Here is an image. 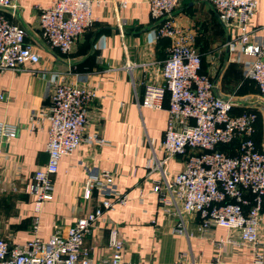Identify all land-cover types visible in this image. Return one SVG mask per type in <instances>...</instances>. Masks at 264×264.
I'll use <instances>...</instances> for the list:
<instances>
[{"label": "crops", "instance_id": "crops-1", "mask_svg": "<svg viewBox=\"0 0 264 264\" xmlns=\"http://www.w3.org/2000/svg\"><path fill=\"white\" fill-rule=\"evenodd\" d=\"M53 1L16 0L15 16L5 12L10 22L23 28L41 61L0 76L4 96L0 123L16 128L15 138L0 143L2 237L12 245L33 237L34 201L28 190L35 170L47 161L44 114L53 84L66 81L92 88L96 98L89 106L82 143L71 156L60 159L52 177V199L44 203L39 215L37 236L41 240L46 241L55 226H71L100 201L126 197L124 205L106 211L85 237L82 247L94 261L109 259V230L115 227L124 243L126 264H214L216 258L222 264H250L251 250L241 244L238 230L215 225L203 229L199 217L187 215L183 217L186 235H175L178 215L175 210L165 214L154 192L152 182L162 175L150 171L147 163L163 159L161 143L169 102L165 99L156 111L140 105L144 86L161 83L160 67L168 56L170 40L156 37L158 23L149 15L148 0H93L94 24L69 55L50 49L40 38L37 16ZM172 17L177 27L194 34L201 57L199 72L213 81V94L234 101L233 115H256L253 141L263 153L259 136L264 112L255 83L246 77L254 58L243 55L238 44L229 47L236 32L223 27L210 5L180 0ZM250 33L251 41L264 47V0L256 4ZM93 135L102 138L104 145L87 143L86 138ZM182 166L181 158L169 160L167 177ZM103 173L113 176V184L96 185L90 199H84L86 180H100ZM245 197L250 199L248 194ZM218 241L224 242L221 252L216 248Z\"/></svg>", "mask_w": 264, "mask_h": 264}, {"label": "built area", "instance_id": "built-area-1", "mask_svg": "<svg viewBox=\"0 0 264 264\" xmlns=\"http://www.w3.org/2000/svg\"><path fill=\"white\" fill-rule=\"evenodd\" d=\"M198 1L210 5L223 27L236 32L229 47L238 44L243 55L254 58L246 77L255 83L264 111V47L253 43L250 33L258 0ZM92 3L93 0H55L40 9L37 16L40 38L50 49L69 55L78 39L94 24ZM179 3L180 0H148L149 15L158 23L156 37L170 40L168 56L160 67L161 83L144 86L140 105L156 111L162 108L165 99L169 102L161 143L163 159L147 163L150 171L162 175L152 182L154 192L165 214L175 210L178 215L175 235H186L183 217L196 215L203 229L215 225L238 230L241 244L251 250L250 264H264L261 233L264 152H259L253 141L256 115H233L234 101L213 94V81L199 72L201 57L194 34L174 23L172 15ZM17 9L16 0H0V76L41 61L40 53L26 41L23 28L5 16L9 11L14 17ZM127 69L130 71L132 67L127 65ZM95 98L96 92L90 87L66 81L53 84L44 114L47 161L35 170L28 190L34 201L33 237L23 244L12 245L0 232V264H126L124 243L115 227L109 230V259L94 261L82 247L103 214L115 205H124L126 197L100 201L71 226H55L46 241L37 236L42 206L52 199V177L58 171L60 159L71 156L82 143L89 106ZM2 100L4 96L0 94ZM15 137L14 126L0 123V143ZM235 140L238 141L236 155L228 156L218 150L219 145H229ZM86 142L98 147L105 143L96 135L87 137ZM174 158H181L183 166L169 178L165 170ZM113 182L109 173H103L100 180H86L84 199H90L96 185L110 186ZM223 244V241L216 243L219 252ZM214 264L222 263L216 258Z\"/></svg>", "mask_w": 264, "mask_h": 264}, {"label": "trees", "instance_id": "trees-1", "mask_svg": "<svg viewBox=\"0 0 264 264\" xmlns=\"http://www.w3.org/2000/svg\"><path fill=\"white\" fill-rule=\"evenodd\" d=\"M217 148L219 151H223L228 155L235 154V152L237 154V152H238V141L235 140L229 145H219Z\"/></svg>", "mask_w": 264, "mask_h": 264}, {"label": "rangeland", "instance_id": "rangeland-1", "mask_svg": "<svg viewBox=\"0 0 264 264\" xmlns=\"http://www.w3.org/2000/svg\"><path fill=\"white\" fill-rule=\"evenodd\" d=\"M263 110V109H262ZM264 112V111H263ZM264 114V113H263ZM264 119V118H263ZM262 123H263V129H262V132H263V134H260V136H259V139H260V141H261V143L262 142H264V121H262Z\"/></svg>", "mask_w": 264, "mask_h": 264}]
</instances>
